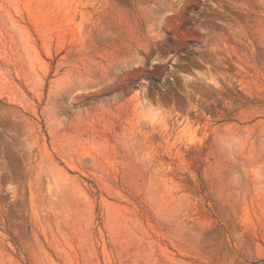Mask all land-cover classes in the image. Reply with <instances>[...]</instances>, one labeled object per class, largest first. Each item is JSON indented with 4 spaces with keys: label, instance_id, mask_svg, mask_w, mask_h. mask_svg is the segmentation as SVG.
Returning a JSON list of instances; mask_svg holds the SVG:
<instances>
[{
    "label": "rangeland",
    "instance_id": "374dc122",
    "mask_svg": "<svg viewBox=\"0 0 264 264\" xmlns=\"http://www.w3.org/2000/svg\"><path fill=\"white\" fill-rule=\"evenodd\" d=\"M0 264H264V0H0Z\"/></svg>",
    "mask_w": 264,
    "mask_h": 264
}]
</instances>
